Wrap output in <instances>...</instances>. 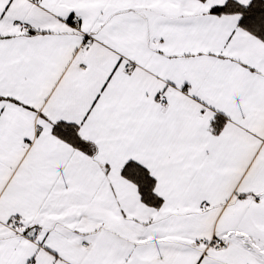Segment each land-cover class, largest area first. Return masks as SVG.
I'll use <instances>...</instances> for the list:
<instances>
[{
	"label": "snow or ice",
	"instance_id": "6c2138e0",
	"mask_svg": "<svg viewBox=\"0 0 264 264\" xmlns=\"http://www.w3.org/2000/svg\"><path fill=\"white\" fill-rule=\"evenodd\" d=\"M0 264H264V0H0Z\"/></svg>",
	"mask_w": 264,
	"mask_h": 264
}]
</instances>
